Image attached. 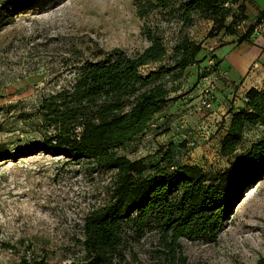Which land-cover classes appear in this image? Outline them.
Returning a JSON list of instances; mask_svg holds the SVG:
<instances>
[{
    "label": "rangeland",
    "instance_id": "374dc122",
    "mask_svg": "<svg viewBox=\"0 0 264 264\" xmlns=\"http://www.w3.org/2000/svg\"><path fill=\"white\" fill-rule=\"evenodd\" d=\"M152 23L165 31L170 49L180 24L161 17ZM142 27L135 0H32L22 8L2 5L0 0V143L7 144L13 157L18 149L23 151L15 159L0 161V264H20L23 254L44 259L45 264L86 259L80 242L84 220L109 201L116 172L88 160L68 162L52 150L37 149L47 131L38 109L45 96L68 85L79 61L94 59L100 50L142 51L149 45ZM211 27V21L197 19L184 32L207 44L212 41ZM191 73L195 75L196 69L175 83L181 90L172 95L181 99L167 105L155 125L120 153L144 158L151 165L173 143L177 163L199 164L211 173L225 170L233 158L263 137V127H249L236 153L223 156L220 139L227 112L216 118L211 115L218 87L210 108L199 104L209 80L202 83L199 95L182 98L196 86ZM199 96L191 110L182 107L184 99ZM234 97L242 99L238 94ZM259 171L254 184L227 206L214 236L181 237L172 252L162 224L152 218L141 234L128 228L115 264H170L171 256L175 264H256L264 257V168Z\"/></svg>",
    "mask_w": 264,
    "mask_h": 264
},
{
    "label": "trees",
    "instance_id": "16d2710c",
    "mask_svg": "<svg viewBox=\"0 0 264 264\" xmlns=\"http://www.w3.org/2000/svg\"><path fill=\"white\" fill-rule=\"evenodd\" d=\"M31 1L2 0V5L22 8ZM244 2L135 0L143 20L142 34L149 45L135 54L120 48L96 52L94 59L74 65V77L67 86L42 99L38 111L47 131L37 149L52 150L68 162L88 160L116 172L109 201L84 220V239L80 242L86 259L67 264H115L128 228L141 234L152 218L162 224L166 246L172 252L181 237L214 236L227 206L257 180L259 170L264 168V135L233 158L225 170L211 173L199 164L177 163L173 143L151 165L144 158L131 159L119 151L144 135L164 108L180 99L181 95H172L181 90L175 83L186 76L190 66L212 57L210 70H219L220 61L205 53L204 42L192 39L184 30L197 19H205L212 22L209 38L234 34L237 23L247 18ZM156 17L180 24L178 38L170 49L165 31L152 23ZM247 39L243 35L239 40ZM151 65L153 69L143 71ZM205 69L202 67L201 77L206 76ZM227 114L220 152L229 157L236 153L249 127L264 129V87L250 88L243 106L231 107ZM19 150L18 156L23 152ZM18 156L13 157L7 144L0 143V161ZM174 259L171 256L170 264H175ZM20 264L45 262L23 254ZM256 264H264V257Z\"/></svg>",
    "mask_w": 264,
    "mask_h": 264
},
{
    "label": "crops",
    "instance_id": "0c3cea01",
    "mask_svg": "<svg viewBox=\"0 0 264 264\" xmlns=\"http://www.w3.org/2000/svg\"><path fill=\"white\" fill-rule=\"evenodd\" d=\"M244 3L247 15L245 20L253 26L254 22L263 16L264 0L245 1ZM234 11H238L237 5L235 6ZM231 20L232 17H229L228 22ZM246 36L248 39L240 42L239 39L243 36L237 32L234 34L220 33L218 36L213 37L212 41H208L209 43L204 44L205 53L215 56L216 60L220 61L219 68L227 70L230 80L235 84L233 87H227L222 81H217V100L214 103V107H212V109H215H213L215 113L211 114L212 116H215V118L216 116H219L218 114H225L228 112L231 107L237 108L243 106L242 99L234 97L235 94L242 96L252 87H264V37L251 39L248 35ZM212 60V57H210L206 62L199 65H192L187 69L184 78L189 76L188 73L190 70L193 68L196 69V74L193 75L192 73H194V71H192V75L190 76V79L195 78L193 82L196 86L194 87V90H189V93L185 94L182 98L185 96H191L188 98L192 99L194 94L199 95L202 83L214 78L215 74L209 68V63ZM205 66V70L209 72L206 73V76L201 77L199 72H201L202 67ZM242 76V80H237ZM191 99H184L181 101L182 107L185 108V110H191V105L199 100L200 96L194 100ZM184 102L187 103L185 106L183 105ZM195 108L196 107H194V109ZM201 116H204V113H201ZM228 116L229 114H227V120Z\"/></svg>",
    "mask_w": 264,
    "mask_h": 264
},
{
    "label": "built area",
    "instance_id": "2783aa9c",
    "mask_svg": "<svg viewBox=\"0 0 264 264\" xmlns=\"http://www.w3.org/2000/svg\"><path fill=\"white\" fill-rule=\"evenodd\" d=\"M252 1V0H245ZM236 32L243 35H248L251 39H258L264 37V16L254 22L253 26L247 21L242 20L236 25ZM214 65V61L212 60L209 63V68L212 69ZM215 76L212 80L208 82V84L201 91V99H200V107L205 106L206 108H210L213 103L214 89L217 85V81H222L224 85L227 87H233L235 84L232 82L228 76L227 70L220 69L214 72ZM245 99V94L242 95V101Z\"/></svg>",
    "mask_w": 264,
    "mask_h": 264
},
{
    "label": "bare ground",
    "instance_id": "6f19581e",
    "mask_svg": "<svg viewBox=\"0 0 264 264\" xmlns=\"http://www.w3.org/2000/svg\"><path fill=\"white\" fill-rule=\"evenodd\" d=\"M247 193H249V190L247 191Z\"/></svg>",
    "mask_w": 264,
    "mask_h": 264
}]
</instances>
